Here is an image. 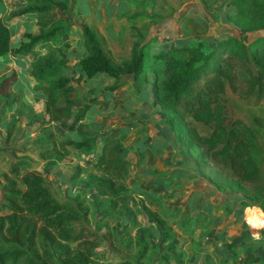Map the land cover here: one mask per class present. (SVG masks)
Returning <instances> with one entry per match:
<instances>
[{"label":"rangeland","instance_id":"374dc122","mask_svg":"<svg viewBox=\"0 0 264 264\" xmlns=\"http://www.w3.org/2000/svg\"><path fill=\"white\" fill-rule=\"evenodd\" d=\"M56 1L64 2L66 9H54L53 17L71 28L55 43H68L63 49L69 61L85 53L80 31L83 23L96 28L105 51L120 67L136 38L147 40L152 52L164 44H176L174 54L194 64L197 59L188 48L205 43L201 47L205 52L213 39L230 36V24L225 20L229 10L216 6L204 12L200 0ZM21 2L0 0V16L9 27L11 48L18 46L25 32L37 29L34 15L18 13ZM35 48L39 54L45 53L44 48ZM30 58H16L10 53L0 57V75L16 71L12 92L20 96L13 104L0 100V203L3 174L12 178L8 172L12 163L26 160L30 165H21L19 174H40L59 199L79 195L87 210L86 224L101 237L91 257L92 264H119L127 259L138 264H158L159 253L167 251L171 244L181 249L186 264H264V206L259 207L264 197V91L250 88L243 76L230 83V73L225 72L211 93L218 106L217 118L207 124L190 123L187 107L196 102V89L191 92L190 104L180 99L163 109L150 84L152 72L160 64L152 59L144 60L143 71L149 79L146 86L142 75L133 80L122 72L125 86L113 92H101L112 83L107 75L98 74L85 81L75 72L72 82L80 84V93L87 99L95 96L83 119L93 132H120L121 142L129 146L125 158L129 162L126 187L130 189V200L122 210L106 215L109 198L83 183L89 172L98 173L91 168V155L81 157L71 152L66 157H43L38 150L49 145L32 142L44 132L41 126L47 120L42 109L44 97L32 90L33 80L26 71ZM241 68L237 66L235 71L241 72ZM175 118L184 124L176 128L183 141L171 148L165 143H153L156 135L167 130L170 119L177 126ZM218 122L225 129H247L249 154L258 169L255 179L237 182L227 165L207 157L205 147L194 141ZM48 127L60 140L67 135L76 137L66 131V124L53 122ZM141 139L151 144L140 149ZM141 235L148 248L137 261L135 243ZM232 251L237 256H229Z\"/></svg>","mask_w":264,"mask_h":264},{"label":"trees","instance_id":"16d2710c","mask_svg":"<svg viewBox=\"0 0 264 264\" xmlns=\"http://www.w3.org/2000/svg\"><path fill=\"white\" fill-rule=\"evenodd\" d=\"M200 3L204 12H210L216 6L227 8L229 11L225 20L238 30L253 33V38L250 41L235 36L213 39L205 52H201L205 43H198L195 48L187 49L197 59L194 64L192 61L187 63V59L178 53L174 54L176 44H164L158 51L152 52L147 40L136 38L126 59L120 62V67L105 51L96 28L84 23L80 31L85 53L72 61L68 60L63 49L68 43L57 45L55 40L64 36L71 25L54 18L52 14L54 9H66L62 1L24 0L18 13L34 15L37 29L25 32L24 39L15 48L10 47V30L0 16V57L7 53L16 58L30 56L26 71L33 80L31 88L44 97L42 109L47 121L41 126L44 132L32 142L49 146L38 150V154L43 157H66L71 152L80 153L81 157L91 155V168L98 173L89 172L83 178V183L109 198L106 215L122 210L130 200V189L126 187L129 162L125 155L128 147L121 142L120 132H93L83 119L91 103L95 102V96L87 99L80 93V84L72 82L75 72L81 74L85 81L98 74L107 75L113 79L112 83L101 92H113L125 84L122 72L133 80L142 75L144 84L149 83L143 71L144 60L152 59L160 63L152 72L151 86L157 103L163 109L167 104L178 103L180 99L189 103L191 92L196 89V102L193 105L189 103L187 107L190 123L207 124L217 118L218 106L215 107V96L211 93L214 83L225 72L230 73V83L234 82V78L243 76L250 88L258 87L257 91H264V0H200ZM36 46L44 48L45 53L39 54ZM237 66H242L241 72L235 71ZM159 74L163 76L162 79H159ZM16 78L15 70L0 75V100L7 104L20 100L19 94L12 92ZM175 120L177 126L172 119L166 124L172 146L183 141L182 133L176 132V128L184 127V124L180 119ZM51 122L66 124V131L74 133L76 137L67 135L62 140L58 139L48 127ZM246 131V128L242 131L237 126L225 129L218 122L214 129L194 141L205 147L207 157L227 165L233 179L243 182L258 175L249 154ZM21 165L30 164L26 160H16L8 171L12 178L3 174L0 264H92L91 257L101 237L86 224L87 210L79 195L57 198L40 174L33 171L19 174ZM151 195L150 200H153ZM261 206H264V197L259 204ZM163 232L168 237L166 230ZM135 245L138 251L136 260L140 261L148 248L143 243L142 235ZM176 247L171 244L167 251L159 253L158 264H185V255ZM119 264L138 263L127 259Z\"/></svg>","mask_w":264,"mask_h":264},{"label":"crops","instance_id":"0c3cea01","mask_svg":"<svg viewBox=\"0 0 264 264\" xmlns=\"http://www.w3.org/2000/svg\"><path fill=\"white\" fill-rule=\"evenodd\" d=\"M22 2L19 4V6H18V8H21L23 5H24V0H21ZM32 17V16H31ZM34 26H35V21H34ZM229 29H230V36H235V37H237V38H239V39H242V40H244V41H250L252 38H253V33H247V32H243V33H240L239 32V30L237 29V28H235V27H233L232 25H230V27H229ZM30 31H32V30H30ZM29 32V31H28ZM239 32V33H238ZM258 34V33H257ZM260 34V33H259ZM151 84V83H150ZM123 86H125V84L123 85ZM145 86H146V84H145ZM119 89V88H118ZM43 115H45L44 113H43ZM46 116V115H45ZM46 120H47V116H46ZM51 124H53V122H51ZM163 129V128H162ZM148 136H150V134H148ZM120 137V136H119ZM169 138H168V136H167V133H166V129H163V133H161V134H158V135H156L155 136V138H153L152 139V142L153 143H155V142H161V143H165V144H168L169 145V147L171 148V147H173L172 146V143L170 142V140H168ZM145 139H141L139 142H140V145H139V147H140V149H143L144 147L145 148H147V145L148 144H151V142L149 143V142H147V144L145 143V141H144ZM142 142V143H141ZM144 143V144H143ZM126 146L128 147V150H129V146L126 144ZM79 155H81L80 153H78ZM82 156V155H81ZM256 214H254V216H255ZM255 218V217H254ZM234 254H236L235 253V251H232V252H230L229 253V256H231L232 257V255H234ZM236 256H237V254H236ZM185 264H186V262H185Z\"/></svg>","mask_w":264,"mask_h":264}]
</instances>
